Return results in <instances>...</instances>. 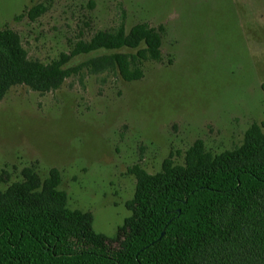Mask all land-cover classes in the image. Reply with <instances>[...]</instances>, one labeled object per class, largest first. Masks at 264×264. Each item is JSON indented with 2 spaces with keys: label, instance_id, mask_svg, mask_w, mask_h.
<instances>
[{
  "label": "rangeland",
  "instance_id": "rangeland-1",
  "mask_svg": "<svg viewBox=\"0 0 264 264\" xmlns=\"http://www.w3.org/2000/svg\"><path fill=\"white\" fill-rule=\"evenodd\" d=\"M38 5L42 14L30 19ZM138 24L162 40L140 80L85 69L57 90L17 85L0 101L1 188L24 169L42 181L56 169L67 208L92 214L95 232L109 238L131 216L136 168L154 175L167 159L183 165L197 141L220 155L264 125V0H0V30L16 32L29 59L44 64ZM137 50L100 49L64 67Z\"/></svg>",
  "mask_w": 264,
  "mask_h": 264
},
{
  "label": "trees",
  "instance_id": "trees-1",
  "mask_svg": "<svg viewBox=\"0 0 264 264\" xmlns=\"http://www.w3.org/2000/svg\"><path fill=\"white\" fill-rule=\"evenodd\" d=\"M42 12L38 5L28 16ZM161 46V35L148 25L129 32L121 26L44 64L29 59L19 35L5 28L0 30V101L17 85L41 93L57 90L85 69L118 70L125 81L140 80L142 62L158 61ZM124 47L138 50L64 67L73 56ZM263 128L253 124L242 146L220 155L209 154L197 141L183 165L167 159L154 175L136 168V191L127 204L131 216L112 238L95 232L92 214L67 208L56 169L45 181L24 169L22 180L5 189L1 173L0 264H264Z\"/></svg>",
  "mask_w": 264,
  "mask_h": 264
},
{
  "label": "water",
  "instance_id": "water-1",
  "mask_svg": "<svg viewBox=\"0 0 264 264\" xmlns=\"http://www.w3.org/2000/svg\"><path fill=\"white\" fill-rule=\"evenodd\" d=\"M164 235H165V232H162V234H161V238H162Z\"/></svg>",
  "mask_w": 264,
  "mask_h": 264
}]
</instances>
